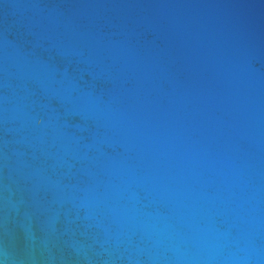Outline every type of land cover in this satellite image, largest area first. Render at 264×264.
Masks as SVG:
<instances>
[{"label":"water","instance_id":"95a60500","mask_svg":"<svg viewBox=\"0 0 264 264\" xmlns=\"http://www.w3.org/2000/svg\"><path fill=\"white\" fill-rule=\"evenodd\" d=\"M0 264H264V0H0Z\"/></svg>","mask_w":264,"mask_h":264}]
</instances>
